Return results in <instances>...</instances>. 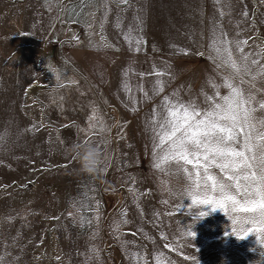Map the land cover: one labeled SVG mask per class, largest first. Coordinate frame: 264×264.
I'll return each instance as SVG.
<instances>
[{"label":"rangeland","instance_id":"374dc122","mask_svg":"<svg viewBox=\"0 0 264 264\" xmlns=\"http://www.w3.org/2000/svg\"><path fill=\"white\" fill-rule=\"evenodd\" d=\"M245 5L256 16L254 34L264 38L259 0H235L223 29L235 35ZM180 10L171 0L120 6L0 0V255L6 260L264 264L254 233L238 239L226 212L170 196L169 189L184 190L185 175L153 167L147 119L163 95L177 92L203 106L202 89L214 94L209 79L222 83L215 65L197 54L206 51L211 27ZM158 79L164 92L149 100L144 91L151 96ZM84 142L101 147L95 174L81 171L74 154L73 146Z\"/></svg>","mask_w":264,"mask_h":264},{"label":"snow or ice","instance_id":"6c2138e0","mask_svg":"<svg viewBox=\"0 0 264 264\" xmlns=\"http://www.w3.org/2000/svg\"><path fill=\"white\" fill-rule=\"evenodd\" d=\"M115 2L118 6L129 4V0ZM214 2L220 19L212 18L210 43L206 51L197 54L206 55L215 65L222 83L209 79L214 94L202 89L203 106L196 100L183 101L177 92L163 95L147 119L152 133L153 167L167 170L170 175H185L184 190L176 193L169 189L170 196L188 197L192 205H211L213 210L226 212L233 235L245 239L254 233L258 243L264 245V38L254 34L256 16L247 5L242 19L236 22L238 30L230 36L222 25L230 12L220 7L222 0ZM259 3L264 5V0ZM226 6L231 9V0ZM189 51L184 48L182 54ZM164 88L165 82L158 79L151 96L141 91L150 100ZM221 88L227 93L221 95ZM161 203L167 205L169 201ZM179 208L177 205V211ZM205 215L200 213L201 217ZM186 234L195 235L191 230ZM17 260L0 255V264H16Z\"/></svg>","mask_w":264,"mask_h":264},{"label":"crops","instance_id":"0c3cea01","mask_svg":"<svg viewBox=\"0 0 264 264\" xmlns=\"http://www.w3.org/2000/svg\"><path fill=\"white\" fill-rule=\"evenodd\" d=\"M172 2H179L181 7V12L186 13L184 14V17L186 18H197L202 20L203 26L211 27L212 18L220 19L219 13L217 11V5L215 4L214 0H171ZM149 4L153 2H167V0H148ZM227 0H222V3L220 7H223V10L226 13L235 12V0H231V9H229L227 6ZM193 10L196 11V15H194L192 12ZM230 15H226L222 19V23H225L226 20H229ZM223 26H226V24H222ZM206 31L204 30L203 33Z\"/></svg>","mask_w":264,"mask_h":264},{"label":"clouds","instance_id":"9594fccd","mask_svg":"<svg viewBox=\"0 0 264 264\" xmlns=\"http://www.w3.org/2000/svg\"><path fill=\"white\" fill-rule=\"evenodd\" d=\"M73 147L74 154L80 162L81 171L95 174L101 169L104 157L100 146L91 142H84Z\"/></svg>","mask_w":264,"mask_h":264}]
</instances>
